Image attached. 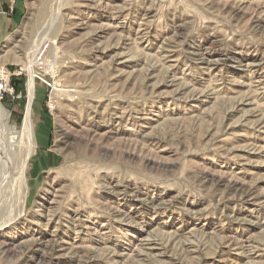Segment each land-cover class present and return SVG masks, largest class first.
I'll use <instances>...</instances> for the list:
<instances>
[{
	"label": "rangeland",
	"instance_id": "1",
	"mask_svg": "<svg viewBox=\"0 0 264 264\" xmlns=\"http://www.w3.org/2000/svg\"><path fill=\"white\" fill-rule=\"evenodd\" d=\"M38 40L0 264H264V0H0L16 127Z\"/></svg>",
	"mask_w": 264,
	"mask_h": 264
},
{
	"label": "bare ground",
	"instance_id": "2",
	"mask_svg": "<svg viewBox=\"0 0 264 264\" xmlns=\"http://www.w3.org/2000/svg\"><path fill=\"white\" fill-rule=\"evenodd\" d=\"M40 41L30 44L32 46L26 61V69L29 71L28 102L20 127H16L10 122V113L0 100V233L6 229L8 223L21 217L27 203V168L31 155L27 133L31 131L30 110L35 90L33 57L41 44Z\"/></svg>",
	"mask_w": 264,
	"mask_h": 264
}]
</instances>
